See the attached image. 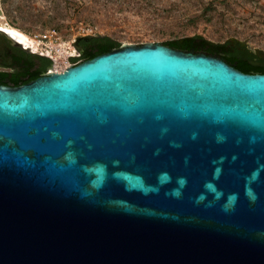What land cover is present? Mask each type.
Masks as SVG:
<instances>
[{"label":"water","instance_id":"obj_1","mask_svg":"<svg viewBox=\"0 0 264 264\" xmlns=\"http://www.w3.org/2000/svg\"><path fill=\"white\" fill-rule=\"evenodd\" d=\"M0 264H264V74L148 43L0 87Z\"/></svg>","mask_w":264,"mask_h":264},{"label":"rangeland","instance_id":"obj_2","mask_svg":"<svg viewBox=\"0 0 264 264\" xmlns=\"http://www.w3.org/2000/svg\"><path fill=\"white\" fill-rule=\"evenodd\" d=\"M0 27L24 33L52 69L74 64V42L92 37L123 47L197 35L264 53V0H0Z\"/></svg>","mask_w":264,"mask_h":264},{"label":"trees","instance_id":"obj_3","mask_svg":"<svg viewBox=\"0 0 264 264\" xmlns=\"http://www.w3.org/2000/svg\"><path fill=\"white\" fill-rule=\"evenodd\" d=\"M104 40L102 41L101 37H92L89 43L90 46L84 49L80 59H72V62L78 63L89 60L100 54L108 53L113 49H118L120 46L119 43L113 40ZM163 45L182 52L194 54L203 53L219 57L225 60L229 66L245 74H264V58L249 51L238 41H234L233 43L227 41L225 43L215 44L200 36L194 35L175 39ZM43 61L51 64V60L47 58H44Z\"/></svg>","mask_w":264,"mask_h":264},{"label":"flooded vegetation","instance_id":"obj_4","mask_svg":"<svg viewBox=\"0 0 264 264\" xmlns=\"http://www.w3.org/2000/svg\"><path fill=\"white\" fill-rule=\"evenodd\" d=\"M90 39H80L74 42L80 54L84 51V45L90 43ZM207 56L229 65L219 57ZM44 58L46 57L37 53L33 47L24 48L0 30V87H20L46 75L52 70L53 63L51 61V64H47L43 61Z\"/></svg>","mask_w":264,"mask_h":264},{"label":"bare ground","instance_id":"obj_5","mask_svg":"<svg viewBox=\"0 0 264 264\" xmlns=\"http://www.w3.org/2000/svg\"><path fill=\"white\" fill-rule=\"evenodd\" d=\"M0 30L5 32L9 37H11L15 42L22 45L24 48H27V47L35 48L34 42H32L24 33L20 32L16 29L10 28V27H0ZM63 68H59L56 66L54 69L51 70V73L54 71H60Z\"/></svg>","mask_w":264,"mask_h":264},{"label":"built area","instance_id":"obj_6","mask_svg":"<svg viewBox=\"0 0 264 264\" xmlns=\"http://www.w3.org/2000/svg\"><path fill=\"white\" fill-rule=\"evenodd\" d=\"M53 35H54V33H50V32L44 33L43 35H41L40 40L50 41L51 38L53 37ZM45 51H46V50H45ZM40 54L42 55V53H40ZM78 63H80V62H78ZM78 63H74V64H72V65L65 66L62 70H60V71H54V72H62V71H63L64 69H66L67 67H69V66H73V65H76V64H78ZM48 73H51V70L48 71ZM48 73H47V74H48Z\"/></svg>","mask_w":264,"mask_h":264}]
</instances>
